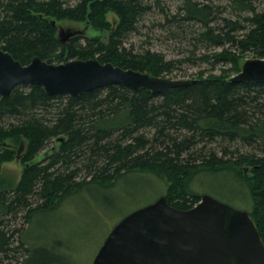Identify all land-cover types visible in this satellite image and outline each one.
Wrapping results in <instances>:
<instances>
[{
  "label": "trees",
  "instance_id": "1",
  "mask_svg": "<svg viewBox=\"0 0 264 264\" xmlns=\"http://www.w3.org/2000/svg\"><path fill=\"white\" fill-rule=\"evenodd\" d=\"M228 2L231 13L244 14L233 18L218 10L219 16L208 0H183L180 14L201 26L199 42L221 49L175 59L126 45L151 9L144 0H0V48L23 64L33 56L49 63L95 57L162 76L184 60L210 65L158 93L112 84L78 96L48 95L39 85L17 84L0 95V264L19 261L17 251L19 264L28 260L24 234L34 214L85 185L111 186L129 174L143 184L165 181L160 188L180 209L200 199L191 187L196 176L230 175L264 242V83L229 80L249 52L264 58V0L260 8L252 0ZM108 12L117 19L108 20ZM57 21L99 33L88 36L86 29L62 42ZM216 65L219 73H213ZM21 142L17 177L3 164L15 159Z\"/></svg>",
  "mask_w": 264,
  "mask_h": 264
},
{
  "label": "water",
  "instance_id": "2",
  "mask_svg": "<svg viewBox=\"0 0 264 264\" xmlns=\"http://www.w3.org/2000/svg\"><path fill=\"white\" fill-rule=\"evenodd\" d=\"M86 29L72 22L59 23L57 37L65 42ZM229 80L264 83V58H243ZM188 81L123 68L95 57L49 63L33 56L23 64L0 48V95L17 84L39 85L48 95L78 96L112 84L158 93ZM22 148L21 142L16 160ZM92 264H264V242L248 210L209 194L200 195L192 207L180 209L164 194L121 218L106 235Z\"/></svg>",
  "mask_w": 264,
  "mask_h": 264
},
{
  "label": "rangeland",
  "instance_id": "3",
  "mask_svg": "<svg viewBox=\"0 0 264 264\" xmlns=\"http://www.w3.org/2000/svg\"><path fill=\"white\" fill-rule=\"evenodd\" d=\"M144 1L151 4V9L141 18L137 30L128 35L126 42L128 47H133L135 51L144 49L161 51L166 58L175 59H183L190 55L191 51H194L196 56L200 55L207 48L198 40L201 26L182 19L180 6L183 0H159V4L155 0ZM208 1L217 6L219 16V11H222L221 15L233 18L236 14L238 16L244 14L238 11L236 14L231 13L229 0ZM252 1L258 8L262 6L263 0ZM106 18L111 22L117 19L113 12H108ZM215 19L218 21V18ZM78 25L80 28L84 27L83 24ZM98 33L91 27L87 28L88 36ZM219 49L221 46L215 45L207 48L209 51ZM246 57H253V54L249 52ZM209 67L206 62L193 63L184 60L168 77L187 78L195 75L199 69L206 68L208 71ZM219 67L216 65L213 73H219ZM55 145L54 141L51 142L35 160H41L44 152ZM22 168L19 159L3 164L6 172L17 177ZM155 182L157 185L152 180L143 184L139 176L129 174L111 186L88 184L65 197L57 207L34 214L24 234V238L30 243L28 260L24 264H92L106 235L121 218L164 195L165 188L161 189L160 185H164L165 181L157 179ZM194 184L191 187L199 189L200 195L209 194L236 208L249 210V205L242 201L238 183L231 180L230 175L204 173L195 177ZM15 255L19 261L12 259L10 261L12 264H19L23 254L17 251Z\"/></svg>",
  "mask_w": 264,
  "mask_h": 264
},
{
  "label": "bare ground",
  "instance_id": "4",
  "mask_svg": "<svg viewBox=\"0 0 264 264\" xmlns=\"http://www.w3.org/2000/svg\"><path fill=\"white\" fill-rule=\"evenodd\" d=\"M179 79H188V78H179ZM190 80V79H189Z\"/></svg>",
  "mask_w": 264,
  "mask_h": 264
}]
</instances>
